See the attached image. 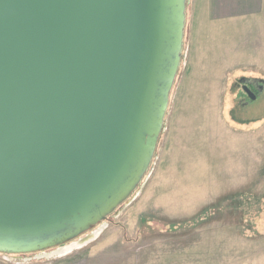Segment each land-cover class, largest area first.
Listing matches in <instances>:
<instances>
[{"label": "water", "instance_id": "1", "mask_svg": "<svg viewBox=\"0 0 264 264\" xmlns=\"http://www.w3.org/2000/svg\"><path fill=\"white\" fill-rule=\"evenodd\" d=\"M189 1L0 0V251L73 242L141 185Z\"/></svg>", "mask_w": 264, "mask_h": 264}, {"label": "rangeland", "instance_id": "2", "mask_svg": "<svg viewBox=\"0 0 264 264\" xmlns=\"http://www.w3.org/2000/svg\"><path fill=\"white\" fill-rule=\"evenodd\" d=\"M212 15L211 0H190L164 130L129 200L80 239L0 251V264H253L264 253V0Z\"/></svg>", "mask_w": 264, "mask_h": 264}, {"label": "crops", "instance_id": "3", "mask_svg": "<svg viewBox=\"0 0 264 264\" xmlns=\"http://www.w3.org/2000/svg\"><path fill=\"white\" fill-rule=\"evenodd\" d=\"M263 0H211L212 18L233 17L241 13H256L260 11ZM264 264V253L256 252V262Z\"/></svg>", "mask_w": 264, "mask_h": 264}, {"label": "trees", "instance_id": "4", "mask_svg": "<svg viewBox=\"0 0 264 264\" xmlns=\"http://www.w3.org/2000/svg\"><path fill=\"white\" fill-rule=\"evenodd\" d=\"M250 84V86H252V88L253 89H255L256 90V87H255V85L253 84V83H249ZM256 91H259L258 89L256 90ZM246 94V93H245ZM211 209V208H210ZM207 214H209V213H205L204 212V210L201 212V213H199L198 215H196V216H192L190 219H196V218H198V217H202V216H206ZM194 222V221H193Z\"/></svg>", "mask_w": 264, "mask_h": 264}, {"label": "bare ground", "instance_id": "5", "mask_svg": "<svg viewBox=\"0 0 264 264\" xmlns=\"http://www.w3.org/2000/svg\"><path fill=\"white\" fill-rule=\"evenodd\" d=\"M90 237H92V236L89 235V236L86 237V239H89ZM84 239H85V238H84ZM84 239H83V240H84ZM79 243H81V242H75V243H73V244H79ZM67 248H68V246H67Z\"/></svg>", "mask_w": 264, "mask_h": 264}, {"label": "flooded vegetation", "instance_id": "6", "mask_svg": "<svg viewBox=\"0 0 264 264\" xmlns=\"http://www.w3.org/2000/svg\"><path fill=\"white\" fill-rule=\"evenodd\" d=\"M250 87H251L252 90H254V89L252 88V86H250ZM245 93H246V92H245ZM246 95H247V94H246ZM247 97H248V95H247Z\"/></svg>", "mask_w": 264, "mask_h": 264}]
</instances>
